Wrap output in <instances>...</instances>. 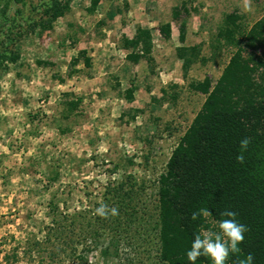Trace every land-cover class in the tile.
Wrapping results in <instances>:
<instances>
[{"label": "rangeland", "instance_id": "obj_1", "mask_svg": "<svg viewBox=\"0 0 264 264\" xmlns=\"http://www.w3.org/2000/svg\"><path fill=\"white\" fill-rule=\"evenodd\" d=\"M55 1L0 0V264H166L157 179L204 102L190 83L216 81L234 52L216 41L224 16L249 27L264 0L250 11L244 0H68L45 27ZM140 26L155 32L152 62L126 59L124 39ZM182 44L199 47L185 76ZM120 182L134 184L131 215L109 219L107 191Z\"/></svg>", "mask_w": 264, "mask_h": 264}, {"label": "trees", "instance_id": "obj_2", "mask_svg": "<svg viewBox=\"0 0 264 264\" xmlns=\"http://www.w3.org/2000/svg\"><path fill=\"white\" fill-rule=\"evenodd\" d=\"M99 1L90 0V6L96 7ZM69 3L55 1L47 6L42 24L49 27L62 17ZM158 29L165 39L170 38L169 22ZM151 35L149 28L140 26L132 37H125L124 49L131 48L125 55L129 62L153 61L149 56L153 46ZM184 39L181 24L179 41ZM220 39L235 50L216 81L206 75L190 83L192 90L205 95L204 102L157 179L158 212L154 225L158 258L166 264H190L186 252L191 249L194 235L202 229L219 231L213 226L228 219L220 215L225 209L235 212L237 222L248 228L243 233V242L238 244L240 252H230L225 264H238L248 254L253 257L251 264H264V16L246 27L239 14H226L217 32L216 41ZM175 53L185 76L199 59V47L182 44ZM134 90L127 89L129 100ZM245 138L250 142L242 150L240 145ZM240 154L244 156L243 163L236 159ZM133 185L126 188L120 182L108 188L118 214L122 210L131 215L127 210L131 207V196L136 194ZM201 208L208 209L211 215L193 221L191 214ZM195 264L212 262L210 258L199 257Z\"/></svg>", "mask_w": 264, "mask_h": 264}, {"label": "clouds", "instance_id": "obj_3", "mask_svg": "<svg viewBox=\"0 0 264 264\" xmlns=\"http://www.w3.org/2000/svg\"><path fill=\"white\" fill-rule=\"evenodd\" d=\"M244 10H251L250 0H244ZM249 142V138L242 140L241 149L246 150ZM236 159L238 162L243 163V154L238 155ZM95 211L101 217L106 218L108 215L107 206L104 204H101ZM117 214V209L112 208L111 215L115 216ZM210 215L211 213L208 209L201 208L191 214V219L195 221L200 217L207 218ZM220 215L228 217V219L220 220L217 223L218 232L202 229L194 235L191 249L186 252L190 264H195L199 257L210 258L212 264H225L230 252L233 254L240 252L238 244L243 242V233L248 230L247 226L237 222V214L233 211L225 209L221 211ZM252 259V255L248 254L244 260H239L238 264H251Z\"/></svg>", "mask_w": 264, "mask_h": 264}, {"label": "crops", "instance_id": "obj_4", "mask_svg": "<svg viewBox=\"0 0 264 264\" xmlns=\"http://www.w3.org/2000/svg\"><path fill=\"white\" fill-rule=\"evenodd\" d=\"M148 27H149V26H148ZM149 28H150V27H149ZM150 30H151V28H150ZM158 30H159V29H158ZM134 33H135V32H133V34H134ZM153 33H155V32H154L153 30H151V34H152V35H154ZM133 34H128L127 37L130 38V37H132ZM175 35H176V33H175ZM175 35H174V30H173V33H172V35H171V39H172V40H175ZM177 62H178V63H181V60H180V59H177Z\"/></svg>", "mask_w": 264, "mask_h": 264}]
</instances>
